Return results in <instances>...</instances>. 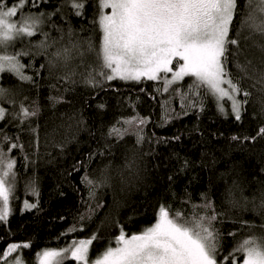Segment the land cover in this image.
<instances>
[{"label": "snow or ice", "instance_id": "6c2138e0", "mask_svg": "<svg viewBox=\"0 0 264 264\" xmlns=\"http://www.w3.org/2000/svg\"><path fill=\"white\" fill-rule=\"evenodd\" d=\"M48 2L0 0V79L7 73L21 82L34 85V76L27 74L26 69L34 68L37 55H48L47 65L41 64L40 69L46 66L51 69L60 63L66 71L58 79L73 84L77 83L73 79L77 75L76 68L84 69L86 75L81 74L85 85L101 90L107 82L114 80L136 83L162 81V89L157 88L156 91L170 94V98L163 102L165 123L195 109L203 112L209 99L221 115H231L237 122L242 121L250 106L254 108V117L257 114L251 89L264 94V0H96L93 23L101 33L99 44L91 36H76L69 28L66 33L68 44L50 55L48 49L56 41L49 42L50 35L43 31L42 26L45 17L50 19L61 8L51 13L24 11ZM63 4L70 6L75 16L82 17L89 0H62L61 7ZM57 31L62 33L60 39L63 40V30L57 28ZM38 34L43 39L34 44L29 40V47L16 48L17 41L23 42L25 38ZM33 48L36 51H32ZM250 48L261 53L259 69L246 55ZM89 55L95 56V64L87 61ZM24 57L30 58L28 64L23 62ZM76 59L79 64L74 68L71 64ZM230 64L235 72L230 69ZM35 75L39 76L40 71L37 70ZM186 78H191V83L185 87L181 82ZM246 81L251 83L245 86ZM257 84L261 85L259 89ZM13 91L0 84V105L15 103L9 100ZM176 97L180 99L181 112L169 108ZM52 99L54 103L60 102V98ZM256 103L259 104L258 114L264 119V99ZM98 107L104 108V104ZM38 114V105L30 108L23 101L16 112L10 113L6 107L0 106V122L6 119L18 121L22 130L27 124V131L32 134H36L37 129L30 120ZM147 123L145 117L134 115L117 121L107 135L122 140L132 134L136 144L142 145L146 139L143 126ZM232 139L240 137L233 136ZM243 139L252 142L264 139V124L258 127L255 135L244 136ZM15 140L12 142L13 137L0 129V223H7L12 214L10 200L16 198L17 161L10 153L13 149L23 151L24 145L20 143L19 136ZM4 145H8L7 150ZM188 166L189 162L185 160L181 171ZM125 168L135 178L139 177L135 157L126 160ZM75 170L79 171V167ZM116 179L121 184L128 183L123 173L118 177L104 175L94 179L86 172L81 177V183L88 190L86 211L79 218L81 226H87L104 207L97 198L98 190L110 187ZM168 179L171 181L172 177ZM26 190L39 195L35 180L29 181ZM226 197L232 207L249 210L247 198L241 204L233 198L231 189ZM251 203V211L260 217L258 227L264 233V191L254 194ZM181 205L173 208L169 204H161L155 222L131 235L126 234L117 220L119 234L113 238L115 246L110 242L92 259L91 246L99 239L96 234L73 240L61 249H44L37 253L38 264H66L69 259L74 264H238V261L239 264H264V234L257 236L253 233L237 243L227 256H221L223 233L216 225L224 222L221 217L225 213L217 212L214 201L206 194H202V203L194 204L191 196H187ZM187 205L191 206L186 208ZM23 207L32 209L37 204L25 200ZM234 223H238L241 229L256 227L242 218ZM103 226L101 221L96 232ZM76 230L75 225L69 229ZM235 234L228 233L229 236ZM29 247L28 243H8L0 250V261L3 264H26L20 250Z\"/></svg>", "mask_w": 264, "mask_h": 264}, {"label": "trees", "instance_id": "16d2710c", "mask_svg": "<svg viewBox=\"0 0 264 264\" xmlns=\"http://www.w3.org/2000/svg\"><path fill=\"white\" fill-rule=\"evenodd\" d=\"M61 5L62 0H49L39 8L29 9L33 13H51L61 8L50 19L45 17L42 26L50 35L49 42L56 41L48 49V54L68 44L66 33L69 28L76 36H91L99 44L101 33L93 23L96 0H89L82 17L75 16L67 4ZM57 28L63 30V40ZM41 39L43 37L39 34L25 38L23 42L17 41L16 48L29 47V40L34 44ZM246 55L259 69L261 53L250 48ZM48 58V55H37L34 68L26 69L27 74L34 76V85L7 73L1 79L3 86L14 90L9 100L15 103L3 104L10 113L18 111L23 101L30 108L38 105L39 114L30 120L37 129L36 134L27 131V124L22 130L18 121L6 119L0 122V129L13 137L12 142H16L15 138L19 136L24 145L23 151L13 149L10 153L17 161L16 198L10 200L12 214L7 223H0V250L8 243H28L30 247L20 250V254L26 264H38L36 257L41 250L61 249L73 240L96 234L99 239L93 242L90 250V258H94L110 242L115 245L113 238L119 234L117 220L126 234L131 235L154 223L161 204L180 208L181 201L187 196H191L192 203L198 204L202 203V194L214 201L217 212L225 213L221 217L224 222L216 225L223 233L221 256H227L237 243L253 233L257 236L264 234L258 227L260 217L251 211L254 194L264 191V139L255 142L243 139L255 135L258 127L264 124L256 103L264 99V94L251 89L257 114L254 117V108L250 106L240 122L231 115H221L209 99L203 112L195 109L165 123L163 102L170 98V94L156 91L162 89V81L114 80L107 82L101 90L83 83L86 75L83 68H76L75 84L58 79L66 71L60 63L51 69L47 66L40 69L41 64L47 65ZM29 60V57L23 58L25 64ZM87 61L95 64V56L89 55ZM78 64L76 59L71 66L75 68ZM229 67L236 71L231 64ZM37 70L39 76L35 75ZM181 83L186 87L191 78ZM250 83L246 81L245 86ZM260 87L256 85L257 89ZM52 98H60V102L54 103ZM101 103L104 108L98 107ZM169 108L181 112L179 97L172 100ZM134 115L148 120L143 126L146 139L142 145L136 144L132 134L122 140L108 137L109 129L117 121ZM176 136L180 138L174 139ZM233 136L240 139L233 140ZM4 147L7 150L8 145ZM132 157L139 166L138 178L125 168L126 160ZM185 160L189 166L181 171ZM76 167L79 171L75 170ZM86 172L94 179L104 175L118 177L123 173L128 183L121 184L116 179L110 187L99 189L97 198L104 207L87 226H81L79 218L86 211L85 201L88 200V190L81 183ZM169 177H172L171 181ZM30 180H35L38 196L26 190ZM229 189L241 204L247 198L248 211L228 203L226 193ZM25 200L36 203L37 207L24 209ZM238 218L248 220L256 227L241 229L238 223H234ZM101 221L104 226L97 233ZM74 225L77 230L69 231ZM229 232L236 234L229 236ZM66 264L74 262L69 259Z\"/></svg>", "mask_w": 264, "mask_h": 264}, {"label": "rangeland", "instance_id": "374dc122", "mask_svg": "<svg viewBox=\"0 0 264 264\" xmlns=\"http://www.w3.org/2000/svg\"><path fill=\"white\" fill-rule=\"evenodd\" d=\"M25 9H26V11H30L29 9L27 10V8H25ZM25 9H24V10H25ZM106 11H110V10H106ZM169 78H170V74H169ZM0 84H2V83H1V79H0ZM2 85H3V84H2ZM4 87H5V86H4ZM0 106H3V104L0 105ZM3 107H4V106H3ZM229 110H230V109H229ZM154 222H155V221H154ZM137 233H139V232H137ZM114 246H115V245H114ZM46 249H51V248H46ZM41 251H43V250H41ZM41 251H40V252H41ZM90 259H92V258H90ZM238 264H239V262H238Z\"/></svg>", "mask_w": 264, "mask_h": 264}]
</instances>
